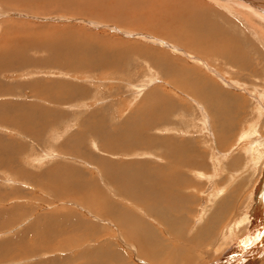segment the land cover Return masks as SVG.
Wrapping results in <instances>:
<instances>
[{
    "label": "rangeland",
    "instance_id": "obj_1",
    "mask_svg": "<svg viewBox=\"0 0 264 264\" xmlns=\"http://www.w3.org/2000/svg\"><path fill=\"white\" fill-rule=\"evenodd\" d=\"M83 1L0 0V264L219 263L248 237L218 248L222 231L255 202L264 171L246 169L240 149L216 177L211 162L233 148L253 113L250 97L264 91V22L211 10L218 29L240 39L211 51L204 29L185 43L170 36L168 0H103L106 8ZM115 4L126 9L116 13ZM57 34L86 36L103 50L98 36L114 55L107 66L84 61L81 49L77 60L64 57L44 45ZM239 60L252 63L249 70ZM213 86L247 102L223 142L228 104ZM235 159L241 165L230 167ZM216 185L238 189L236 207L221 222L211 213L196 224Z\"/></svg>",
    "mask_w": 264,
    "mask_h": 264
},
{
    "label": "bare ground",
    "instance_id": "obj_2",
    "mask_svg": "<svg viewBox=\"0 0 264 264\" xmlns=\"http://www.w3.org/2000/svg\"><path fill=\"white\" fill-rule=\"evenodd\" d=\"M74 1L76 2V0H74ZM81 1L84 3L83 0H81ZM87 1L90 2V4H92L93 6L98 5V4L99 5H101V4L103 5L105 3V2H103V0H87ZM77 2H78V0H77ZM70 3H74V2L70 1ZM163 3H165V2H163ZM229 4H232V7H230ZM116 5H119V8L118 9L116 8L118 12L115 11L116 10L115 8H114V11L116 13H119L120 10L122 8H124V7L121 6V8H120V4H115V6ZM104 7L106 8V5ZM109 7H111V6H109ZM112 8H113V6H112ZM165 8H166V10L168 12L167 13V17L165 16L166 20L175 22V23H172V22H168L167 23V24L173 25L176 28V29H173V33H172V30L169 32L171 37L179 38L181 42L185 43V42H189V40L196 39L194 37H197L198 33L202 32V31H206V35H205L206 39L205 38L204 39H205V41L208 39V41L205 44H207L206 47L209 50H211V51L215 50V49H221L219 46L224 45V44L225 45H232V44H236V43L240 42V39H238V38L236 39V38H233L230 35H226V33L224 32V28L222 26H221L220 29H218V25H217L216 21L212 20V18H213L212 14L213 13H216V17H223V16H226L227 13L229 15H231L233 12H235L236 15L238 16V20L239 21H243L245 13L246 12H250V13L254 14L258 19H260V20H262L264 22V0H168L167 3L165 4ZM125 9H126V7L124 8V10ZM219 9L222 10L223 14L225 13L226 15H220L219 14L220 13ZM211 10H212L213 13L211 12ZM232 10H236V11L231 12ZM127 12H128V10H127ZM105 13L107 14L108 12H105ZM245 18H246V16H245ZM119 20L121 21V19H119ZM217 22H219V21H217ZM176 23L178 25H176ZM262 24H264V23H262ZM92 25H93V23H91V26ZM153 26L157 27V25H153ZM183 26L187 27V30H185V28H183ZM157 29L160 30L161 28L157 27ZM192 29L194 30L193 33H191L193 31ZM200 29H204V30L199 31ZM19 30H21V29H19ZM20 32H27L28 33V31H26V30L25 31L21 30ZM30 33H31V35L34 34L32 32H30ZM193 34H194V36H193ZM122 35H124V36L127 35V37L130 36V35L127 34L126 31L123 32ZM58 36H59L58 34H57V36H54V37L49 36V38L51 37L52 39L50 38V40H46V42L44 41L45 42L44 45L48 44L47 46H51V47L55 48V51H53V52H58L59 55H61V53H62L63 54L62 56H64V57H68V58L77 60V58L80 57V54H78V50L81 49L83 51L84 55H85V58H86L84 61L88 62L89 59H87V57H91L93 59H96L101 65L107 66L108 61L109 62L111 61V58H112L111 55H114L109 50V48L107 47L108 43H105V41L99 40L100 38H97L98 36L97 37L93 36L94 40L97 42V44L103 42V43H101L102 45H100V44L97 45L96 44L97 46L104 47L103 50H99V49H95V48L93 49V47H91L92 43L89 44L86 41H84L85 40L84 38H87L86 36L85 37L82 36V35L81 36H75V35H71V34L67 35L68 37H59L58 38ZM198 37H200V36H198ZM44 38H43V40H45ZM91 40H93V39H91ZM152 41H154V40H152ZM91 42H93V41H91ZM155 42H156V40H155ZM201 43H202V41L199 44H197V45L194 44V45H196V47L198 48ZM34 44L42 46L43 42L37 40V42H34ZM117 45H112L110 47V49L116 48ZM48 48H50V47H48ZM119 50H122V49H119ZM209 50H206V51H209ZM62 51L66 52V53L64 54V52H62ZM24 52L25 51H23L22 53H24ZM8 54L11 55L10 52ZM19 54H21V53H19ZM7 55L5 56V58L7 57ZM184 55H186V54H184ZM118 56L120 57V54H118ZM1 61H2V59H1ZM239 61H240V63L245 65L244 69H246V70H249V65H252V63L249 64V62L246 63L243 60H239ZM198 62H200V60H198ZM21 63H22V61H21ZM202 64L213 75L216 74L214 69L213 70L209 69L206 66V64H204L203 62H202ZM220 79H221V77H220ZM224 83H226V82H224ZM227 84H229V82L226 83V85ZM238 86H240V85H238ZM241 86H244V85H241ZM228 87L230 88V86H228ZM237 87L233 86L232 89L233 88L235 90H237V89L240 90L241 89L243 91L245 89V88L243 89V87H240V88H237ZM201 90H202V88H201ZM212 94L213 95L215 94L217 99L221 100V104H220L221 106L225 105L226 108L228 106V113L229 114L227 112L223 111V110L221 111L222 113L224 112L226 114L225 118L223 120V123H222L223 124L222 133H223L224 136L222 137L221 141L223 142L224 141L223 139L226 138L231 133L233 123H235L234 121H237V119H238V117H236L235 115L239 114V109L243 110L245 107H247L246 106L247 102H246V100L244 98H239V97H235V96L226 97L224 94H222L220 92V90L216 86L215 87L213 86ZM212 94L210 95V97L212 96ZM250 98L252 99L251 101L254 102L253 103L254 105L252 106V108H250L251 110L253 109V113L251 111V118L247 122H245V120L243 119L244 120V123L242 125L243 127L241 128L239 134L236 136L237 138L234 141L235 144L233 145V148L232 149L230 148L228 152H225V154H221L220 153L218 155V159L216 158V161L211 160V162L216 163L215 166H214V172H213V173H215V177L220 174V172L222 170L223 161H226V159L230 155L234 154V151L237 150V149H240L239 151H242L243 154H244V157L246 159V162H245L246 163V169L253 168L257 172L259 168L264 166V134H263L264 133V127H263V130H262V125L260 124V121H262V123H264V91L261 92L258 89H255L253 94H252V97H250ZM209 101H210L209 103L211 105V109L214 112V109H213L214 107L212 106V104L215 101V99H212V101H211V98H210ZM260 101H261V103H260ZM225 102H227V104H228L227 106H226ZM248 103H250V102H248ZM254 108H255V111H254ZM215 111H217V110H215ZM209 114L211 115V112ZM209 114L207 112L204 117H208ZM232 115H233V118L231 117ZM244 116L245 115H243V118H245ZM23 117L25 118L24 115H23ZM204 117H203V121L201 120V122H203L202 125H204L205 127H209L210 126V121H212V120L210 119V116H209V119L207 120L208 121V124H207L205 122L206 119ZM211 118H213L212 115H211ZM231 118L234 119V120L231 121ZM24 121L25 120H23V122ZM226 121H228L227 122L229 124L228 130H230V132H228V130L226 131L227 125L224 126V123H226ZM129 130H130L129 132H132L134 136L140 137V132L136 133L134 129H129ZM227 133H229V134L227 135ZM141 135H142V133H141ZM48 159H50V157ZM44 161H45V159H44ZM44 161L41 160V161H36V162H37V164L38 163L42 164ZM262 162H263V164H262ZM238 164L241 165L240 159H235V160H233V163L230 165V167L231 166L236 167ZM260 164H261V167H259ZM208 181L210 183H213V181H214L213 177L208 178ZM164 183L165 182H163V181L160 182V184H164ZM166 183H169V180H167ZM169 184L171 185V184H173V182H170ZM157 186H159V184ZM215 187L216 188H212L210 190V193L207 194L208 195V196H206L207 197V201H206V203H207L206 206L207 207L205 209L206 211L203 209V211H205V212H202V213H200L197 216L196 224L198 223L199 225H201L207 219L208 214H211V213H212V215L215 216V218L217 217V219L214 218L215 221L219 220L221 222L222 219L224 218L225 214L227 212H230L231 209H233L234 207H236V199L240 195V192L238 191V189L235 188L231 192H229L230 185H228L226 187H224V185H222L221 187L216 185ZM154 194H155V192H154ZM228 194H230V195L228 196ZM158 196H159V194H158ZM169 196H171V194ZM110 210H111V208H110ZM114 213H116V212H114ZM213 213H215V214H213ZM246 213L247 214H245L244 217H242V218L239 217L232 224L230 223L229 226H227L225 228V230H226V231H224L225 233L222 231L223 235H222V238H221V240L219 242L218 248L221 249L222 247L229 246L230 244L231 245L237 244V242H239L241 237L245 236V233L247 234L248 231H250L249 234H248V237L247 238L245 237L246 240H245L244 243H242L243 241L240 242L242 244H239V247L236 246L237 248L232 249L231 253L227 254L228 256L223 257L222 260L219 263L217 262V264H264V183L261 185V187H259L258 193H257V195L255 197V202L252 203V201H251V203L247 207ZM227 215H228V213H227ZM155 216L157 217V213L155 214ZM247 222L250 223L249 226H246L244 231L241 230L242 232L241 231L238 232L239 231L238 229L240 228V226H243V224H245ZM106 223H108V222H106ZM194 225H195V223H194ZM193 227L188 230V233H190V231H191V234H192L193 231H195V233L197 232L196 230L198 229V227L195 226L197 228L196 230H193V229H195ZM171 229H172V227H171ZM211 232L212 231L209 230V234L210 235H211ZM196 235H197V238H199V236H201L202 234L197 233ZM202 238H204V236L199 238L198 244L201 242ZM249 239H251L250 242H252L253 244L249 245V250H248V247H246V243H247V241ZM217 251H219V250H217ZM219 252H221V251H219ZM110 258H112V255H111Z\"/></svg>",
    "mask_w": 264,
    "mask_h": 264
},
{
    "label": "water",
    "instance_id": "obj_3",
    "mask_svg": "<svg viewBox=\"0 0 264 264\" xmlns=\"http://www.w3.org/2000/svg\"><path fill=\"white\" fill-rule=\"evenodd\" d=\"M264 183V171H263V176H262V178H261V181H260V183H259V187H261V185Z\"/></svg>",
    "mask_w": 264,
    "mask_h": 264
}]
</instances>
